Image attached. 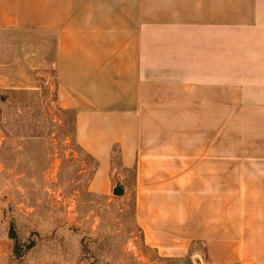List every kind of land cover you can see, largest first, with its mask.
Returning <instances> with one entry per match:
<instances>
[{
	"label": "crops",
	"instance_id": "crops-1",
	"mask_svg": "<svg viewBox=\"0 0 264 264\" xmlns=\"http://www.w3.org/2000/svg\"><path fill=\"white\" fill-rule=\"evenodd\" d=\"M1 28L54 32L89 189L118 150L147 243L264 264V0H0Z\"/></svg>",
	"mask_w": 264,
	"mask_h": 264
},
{
	"label": "rangeland",
	"instance_id": "rangeland-1",
	"mask_svg": "<svg viewBox=\"0 0 264 264\" xmlns=\"http://www.w3.org/2000/svg\"><path fill=\"white\" fill-rule=\"evenodd\" d=\"M55 60L54 32L0 29V264H207L203 245L147 243L118 151L111 192L89 189L97 164L55 102Z\"/></svg>",
	"mask_w": 264,
	"mask_h": 264
},
{
	"label": "trees",
	"instance_id": "trees-1",
	"mask_svg": "<svg viewBox=\"0 0 264 264\" xmlns=\"http://www.w3.org/2000/svg\"><path fill=\"white\" fill-rule=\"evenodd\" d=\"M61 112L63 113H72L76 116L75 112L73 111H68V110H61L60 108H58ZM75 134H76V130H75ZM118 151V150H117ZM116 152V150L113 152V154ZM119 153V152H118ZM125 170V169H124ZM127 171V170H126ZM134 182H135V173H134ZM13 231V230H12ZM10 232V239H12L13 241L17 242L18 241V237L16 235V233L13 231V232Z\"/></svg>",
	"mask_w": 264,
	"mask_h": 264
}]
</instances>
